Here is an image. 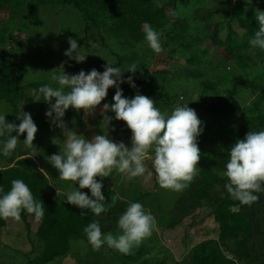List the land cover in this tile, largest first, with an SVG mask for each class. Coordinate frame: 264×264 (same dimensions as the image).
<instances>
[{
  "label": "trees",
  "instance_id": "obj_1",
  "mask_svg": "<svg viewBox=\"0 0 264 264\" xmlns=\"http://www.w3.org/2000/svg\"><path fill=\"white\" fill-rule=\"evenodd\" d=\"M228 3V0H0L2 24L14 22L31 33L36 30L41 8L75 10L72 30L66 35H80L78 51L86 59L82 63L73 59L70 76L78 74V67L89 71L93 64L96 69L102 65L105 68L108 63L121 70L123 81L132 77L135 87L127 82L119 84L124 97L147 96L161 111H173L177 104L196 107L201 111L203 123L210 126L209 130L219 123L209 138H197L204 147L198 174L171 206L165 207L161 219L157 218L160 232L171 231L193 212L207 210L204 214L216 227V237L185 246L188 264H264V201L258 199L250 206L239 204L225 188L227 179L218 174L226 169L230 148L237 140L243 139L248 131H264V51L249 43L258 30L255 12L264 11V0H260L258 7L254 5L255 0H238L231 7ZM52 19L54 23L59 21L56 14ZM145 23L159 34L162 61L166 65L172 63L175 74L169 69H155L141 58L144 51L155 55L145 40ZM22 32L0 27V102L11 106L5 119L8 123L16 120L20 89L28 79L26 66L18 55L22 52L15 51V46L25 39ZM19 34L23 35L22 41ZM7 43L12 44L8 51ZM215 50H219L220 57L218 54L213 57L211 52ZM95 54L104 55L105 59H92ZM60 62L53 69L59 70ZM134 63L137 70L127 72ZM44 85L35 81L28 86L38 90ZM191 85L196 90L188 93ZM115 92V87L109 88L101 103L111 105ZM40 103H45L43 96ZM6 139L7 135L0 137V147ZM27 155L18 151L10 157L0 151V196L10 191L12 180L21 179L34 199L44 205L41 221L37 222L23 210L21 219L16 221L30 246L31 251L25 255L31 256V252L37 251L25 264L63 260L72 242L88 244L83 229L91 222H98L104 234L118 231L119 217L131 201L139 199H128L129 182L119 185L116 179L110 188L108 184L102 191L105 201L101 203L107 211L96 216L91 210L69 205L66 195L59 193L60 184L59 188L55 184L56 169L51 165L53 172L45 176L31 158L24 159ZM253 194L260 198L259 192ZM87 195L94 199L91 192ZM233 207L239 210L234 212ZM10 220L0 219V228H8ZM154 238L151 236L149 241ZM148 249L139 248L127 255L108 250V256L113 254L116 258L108 259L105 264H152L154 259ZM92 261L91 264H99L95 259ZM161 262L164 260L156 264Z\"/></svg>",
  "mask_w": 264,
  "mask_h": 264
},
{
  "label": "clouds",
  "instance_id": "obj_2",
  "mask_svg": "<svg viewBox=\"0 0 264 264\" xmlns=\"http://www.w3.org/2000/svg\"><path fill=\"white\" fill-rule=\"evenodd\" d=\"M255 19L258 30L249 43L264 51V11L257 10ZM143 31L149 48L160 53L163 49L159 34L147 23L143 25ZM68 44L69 48L64 55L77 63L84 62L86 56L79 53L77 41L69 38ZM136 70L134 63L127 72L134 73ZM122 75L119 68L108 63L102 73L92 69L88 73L80 71L69 76L61 71L53 77L59 87L44 85L33 91L37 100L43 96L44 102L50 104L45 116L51 118V122L63 131L64 139L59 153L47 159L59 173L60 180L79 185V189L73 187L66 193V202L80 209L91 210L96 216L107 211L101 203L105 201L101 191L103 185L96 178H108L113 170L123 174L128 180L144 176L145 173L150 177L153 172L148 171L145 162L151 161L159 187L176 192L186 189L198 174L200 151L197 138L203 129L195 111L187 106H178L167 115L147 96L136 94L128 99L123 96L119 84L127 82L132 87L135 84L132 83L131 76L123 81ZM112 87L116 88V92L111 105H103L101 125L107 128L112 118L106 113H114L115 120L124 122L131 132L130 149L122 142H113L105 134L85 139L69 130L62 120L69 108L91 113L106 98L108 89ZM53 99L55 103H51ZM16 118L20 121L18 126L6 122L5 116L0 115V137L7 135L0 151L4 156H10L20 143L18 136L26 133L23 144L32 149V153L24 159L31 158L36 155L33 141L38 131L37 126L30 113L21 110ZM13 132L17 135H11ZM39 172L49 176L43 168ZM218 174L227 179L225 188L233 200L249 206L258 201L259 197L253 193L264 191V131H248L243 139L237 140L230 148L226 169ZM82 189H89L94 199L80 191ZM22 210L33 215L37 222L45 214L44 205L34 199L28 185L21 179H14L10 191L0 196V219L19 221ZM231 210L236 212L239 209L233 207ZM156 226L151 212H146L141 203L134 202L119 217L118 234L102 233L98 222L89 223L83 231L94 251L106 244L127 255L134 246L138 247L143 240L151 237Z\"/></svg>",
  "mask_w": 264,
  "mask_h": 264
},
{
  "label": "rangeland",
  "instance_id": "obj_3",
  "mask_svg": "<svg viewBox=\"0 0 264 264\" xmlns=\"http://www.w3.org/2000/svg\"><path fill=\"white\" fill-rule=\"evenodd\" d=\"M228 1V7H231L238 0ZM259 4L260 0H255V7H258ZM75 13V10L65 11V9L63 10L58 8H41L39 16L40 20L36 23L37 25L34 33H31L28 29L20 28V25L18 26L17 23L15 24L14 22L13 24H2L3 21L1 20H3V18L0 19V27L3 25L7 29L14 30L15 32L23 30L22 34L25 37L24 41H22L23 35L19 34V41H22V43L18 46H15L14 44V46L16 47V53L19 51L22 52V54L18 55L20 60H23V63L26 66V76L28 79L22 84L20 89L21 99L17 107L16 117L19 116L21 110L31 114V118L38 129L33 141V147L36 149V155L31 157V159L37 167L43 168L48 173V175L53 172V167L48 162L47 158L53 154L59 153L60 147L62 146V141L64 139L63 131L51 122V118L45 116L46 111H48L50 108V104L40 103V99H36V96L33 95L34 90L28 85L38 81L39 83H44L45 85L56 88L59 87V85L53 80V77L59 75L61 71L67 75L70 74L69 70L73 66V59L65 56L64 53L69 48V38L75 39L77 41L80 36L78 33H69L68 36L66 35L67 31L69 32L72 30V23L75 18ZM53 14L58 15L59 21L54 23V20H51ZM50 21L52 23L51 25L49 23ZM74 25L76 28V24H73V27ZM10 45L12 44L7 43V45H5V49L7 51L10 49ZM218 51L219 50L211 52L214 54L213 57H215L217 54L219 55ZM93 57L91 58L96 60H100V58L103 60L105 59L104 55L99 54H95ZM141 58L146 61V64H149L150 62V65H152L151 67H154L155 69H169L171 73H174L175 71L174 65L172 63L168 62L166 65V63L162 61L164 58L160 53L151 55L149 52L144 51L141 55ZM59 60H61L59 70L53 69V67L57 66L56 63ZM95 67V64H93L90 70L95 69ZM77 69L84 71L85 73L90 71H86L85 69L87 68L83 69L82 67H78ZM96 70L102 73L104 71L103 65L99 66V68H96ZM155 85L156 83L153 84V86ZM190 90L193 92L196 89L191 85L188 88V93H190ZM191 96L194 98L193 95ZM5 105V103L0 102V115H4L6 119L10 114L11 106ZM103 105L104 104L101 103L91 113L84 112L82 110L76 111L72 108H69L65 112L62 120L69 130H73L77 135H82L85 139L90 140L94 135L105 134L113 142H122L130 149L131 132L124 122L115 120L114 113L110 111L106 113L107 116L112 118L111 123L107 128L101 125L103 120V115L101 112ZM40 106L41 108L38 109ZM156 107L159 108L157 105ZM176 107H178V104L174 106L173 110ZM190 109L195 111L199 120L202 122L201 127L203 131L200 136L209 138L210 135H212L213 130L216 128L215 126L219 125V123L215 124V126L211 127L212 129L209 130L210 126L206 123H203L204 119L201 115V111L196 107H190ZM161 110L163 109H160V111ZM161 112L170 115L172 111ZM14 123L18 126L20 121L16 118ZM16 135L17 133H15L14 136ZM25 138L26 133L18 136V140L20 142L17 145L18 150L16 148V152L13 151L10 157H12L14 154H17L18 151L28 155L32 153V149L26 148L23 144ZM54 139H59V141H53ZM197 143L201 159L202 149H204V147L201 145V140L197 141ZM1 165L2 162L0 161V166ZM145 166L148 171H152L153 175H155L154 170L152 169L151 161H146ZM153 175L149 177L147 173H145L144 176L128 180L123 174H119L116 170H113L112 174L108 178L102 179L97 177L96 179L103 185L101 191H105V188L108 184V187L110 188L111 184L116 179H119V185H125L127 182H129L126 192L128 199H131L132 197L139 198L136 201H131V203H141L144 210L146 212L150 211L154 216L157 225L159 222L158 219H161L160 215L165 210V207H170L180 192L161 189ZM58 176L59 173L56 170L53 178L55 177V184H58L57 187L59 188V184L61 186V191L59 193L66 195V193L70 192L73 187L79 189L78 183L73 185V183L70 181L60 180ZM80 191L85 194L90 192L89 189H82ZM259 194L260 201H264V191L259 192ZM204 212L207 213V210H197L193 212L190 217L183 218L180 223L171 231L160 232V229H158L156 226V229L151 235L155 237V240L152 242L149 241L150 237L143 240L138 247L134 246L130 253L139 248L145 247L148 249L150 247L148 249V253L154 259L152 264L158 263L160 259L164 260V263L161 262L162 264H188L185 254V246L189 247L190 245L199 243L202 240L216 237V227L210 218L207 217V214H204ZM7 226L8 228H0V264H25L27 259H32L33 256L37 255V251L34 250L30 253L31 256H26L25 253L31 250L29 244H27L25 241V232L22 230L23 228L14 220L8 221ZM33 227L34 226L32 225L31 229H33ZM6 229L8 234H5ZM112 233L118 234V231ZM255 242L258 243L259 241ZM16 249L19 251H16ZM108 250L114 249L109 248L105 244L100 250L94 251L89 244L72 242L70 245V251L67 253L65 258L52 264H91V262H93L92 259H95L99 264H105L108 259L116 258L113 254L108 256Z\"/></svg>",
  "mask_w": 264,
  "mask_h": 264
}]
</instances>
